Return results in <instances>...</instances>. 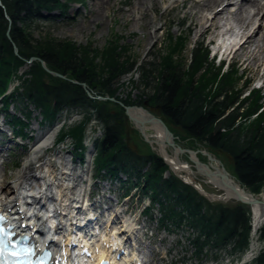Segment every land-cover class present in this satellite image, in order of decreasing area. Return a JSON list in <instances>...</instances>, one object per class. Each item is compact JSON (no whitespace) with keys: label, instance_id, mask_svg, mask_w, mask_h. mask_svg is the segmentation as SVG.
Listing matches in <instances>:
<instances>
[{"label":"trees","instance_id":"16d2710c","mask_svg":"<svg viewBox=\"0 0 264 264\" xmlns=\"http://www.w3.org/2000/svg\"><path fill=\"white\" fill-rule=\"evenodd\" d=\"M57 8L66 9V3L61 0H0V91L4 90L2 83L16 67L32 57L37 58L28 71L29 78L23 83V95L50 117L63 106L92 107L105 130L95 160L98 168L113 166L111 173L118 170L128 173L131 169L139 175L141 168L150 163V171L142 175L147 189L160 203L164 216L177 218L174 209L177 204L188 212L193 218L192 225L204 236L203 240L197 238L199 250L201 244L213 242L212 247L219 248L231 241L238 249H243L250 230L247 210L236 205L209 204L173 175L163 178L168 167L159 157L152 152H131L123 144V108L109 100H97L98 96L118 99L116 83L137 65L128 48L119 45L116 37L107 49L100 51L69 40H58L51 34L40 35L38 39L32 36L33 22L40 18L41 12ZM186 42L185 36H169L166 51L158 53V62L139 66V85L147 87L153 82L151 91L141 90L136 99L128 96L122 103L144 106L147 102L150 108L159 107L158 114L168 121L172 133H181L191 145L199 144L209 152L217 149L228 152L230 171L240 185L253 194L264 192V112L250 119L262 106L259 92L251 90L241 99L243 90L239 84L242 78L238 69L216 66L202 44L191 51L189 60L182 58ZM40 61L67 80L47 74ZM81 84L86 85L93 98H89ZM132 84L137 87L135 82ZM237 119L244 121L235 125ZM83 128L81 124L66 133L76 140L78 147H81ZM164 201L168 203L165 205ZM171 202L174 205H170ZM256 264H264V250Z\"/></svg>","mask_w":264,"mask_h":264},{"label":"rangeland","instance_id":"374dc122","mask_svg":"<svg viewBox=\"0 0 264 264\" xmlns=\"http://www.w3.org/2000/svg\"><path fill=\"white\" fill-rule=\"evenodd\" d=\"M94 0H84V6L81 7L79 5H71V8L68 13H66L65 16L60 18H55L54 14L52 13L47 15L43 13V16H50L53 18L51 21L46 22H39V27L32 31V36L35 39H38L40 35L44 34H51L53 38H56L58 40H69L77 45H88L90 48H95L101 51L102 46L105 45L106 40H108L110 37L114 36H120L122 37V41H120L121 44L127 45V48L129 49V54L131 55L132 60H134L137 64V67L139 69V66H142L144 64L148 63H154L158 62V53L162 49L163 52H165L164 48L166 45V38L167 35H173L176 36H185L187 38V42L184 48V51L181 55L182 58H185L186 60L189 58V52L191 50L192 45L196 44H203L205 46L206 44V38L207 35H204L200 38H195V26L193 24V17L190 16L187 12V8L182 9L181 3H177L176 9H168L163 12V15L161 16L162 6L158 0L153 1V7L152 12L156 16L155 22H150L148 20H145L141 23V25L136 27L134 25V21L129 15L124 13L122 11L126 9L123 5H132L134 0H119L118 2H112L113 0H110L111 3L108 5V8L98 16L97 19H95L93 16H95V12L93 11L94 7L92 6ZM188 5V4H187ZM100 12L101 9H98ZM121 11V12H120ZM123 12V13H122ZM150 15V14H149ZM148 15V16H149ZM147 16V18H148ZM232 25V29H235L236 21L234 19L231 20L230 24ZM163 27L162 31H158L154 34H152L154 27ZM152 35H154V38H152ZM261 54L258 56L259 63L261 64ZM211 58V53L209 54V59ZM232 65L236 66L239 69V75H241V82H246L244 84V87L248 86L244 90L245 94L246 91L252 89L254 85H258L257 83H254V85L251 84V81L256 79L259 73V69L255 70V67L245 68V65L243 64V61L239 60L238 58H233L231 60ZM186 63V62H185ZM216 65V62H215ZM148 67V66H147ZM26 71L28 69V66L23 67ZM137 84V87L132 84V81ZM141 80L140 77V71L137 70L135 72L134 77L130 80V76L123 77L120 82H124L120 93V96L124 98V93L130 92L132 93V97L136 98L139 93H141V90H145L146 92L151 91V86L154 84L151 82L147 87H144L142 85H139V82ZM127 83H126V82ZM158 80H155L157 82ZM119 82V84H120ZM239 84V88L242 90L243 85ZM249 83V84H248ZM118 84V83H116ZM243 93V94H244ZM260 96L264 99V90L260 91ZM25 103H28V101L24 100V103H20L18 105V109L22 108ZM144 107V106H143ZM30 108H32L30 106ZM147 112L152 113L156 117H160L159 114L156 113L154 109H149L147 107H144ZM38 112L36 111L34 115H31V120L33 121V116H36ZM161 118V117H160ZM38 120V117H37ZM164 120V119H163ZM1 121V120H0ZM166 122V120H164ZM167 123V122H166ZM31 124V121H30ZM90 128L87 125V129L85 130V134L81 140V143L87 144V141L90 139H95L97 136L100 137L102 126L99 122H96L95 120H91L90 122ZM134 128H136V125L132 124ZM148 126V125H146ZM169 126V125H168ZM36 127L35 123L31 124V128ZM11 128V125L8 127ZM7 129V128H6ZM170 130V127H169ZM150 131V130H149ZM172 133V131L170 130ZM152 135L153 133H149ZM182 134H174L172 133V140L176 144V147H180L181 149H184V152L179 153L180 160L184 162V164L187 165V162H189V157H193V155H190L187 151H198L196 153V157L198 155L203 156L206 159V164H212L213 162H216V166L219 168H222V166L225 167V170L230 171L231 168V162L228 158H226L224 155H220L214 153L210 154L208 151L205 150L204 147L200 146L199 144L191 145L190 141L188 139L182 138ZM18 140V139H17ZM67 141V140H66ZM130 143L133 144L135 150L137 149L140 153H148L153 152L151 150L150 144H148L139 133L131 132L130 134ZM67 144L69 146L68 142L62 143ZM29 146V144H27ZM205 151L206 153L210 154L215 161L210 162L207 157L202 154V151ZM157 151V150H155ZM168 151L170 155H173L171 151H173L172 148H168ZM158 152V151H157ZM28 150L21 148H16L10 158V161L12 159V163H19L20 166L22 165L21 160L27 159L28 156ZM56 154H60L59 150L55 151ZM53 159V157H48ZM198 158V157H197ZM202 160H204L201 157ZM8 161V160H7ZM220 161V163L218 162ZM210 162V163H209ZM203 163V162H202ZM220 165H219V164ZM148 169V168H147ZM146 168H143V171H147ZM14 167V164L7 163V167H4V176H5V182H9L13 180V177L15 174L19 171H17ZM186 170L189 172V175L192 177L191 171L194 170L193 167H186ZM171 172V171H170ZM172 173V172H171ZM174 173L179 177H185L186 173L181 172H175ZM166 176V175H165ZM122 178L121 181H126L125 185L130 186L132 189L133 184L135 183V178H127L123 174H120ZM15 178V177H14ZM194 181L196 184H199L200 187L203 189L204 192L207 193L208 200L214 203H224L225 201L220 200V198L213 199L211 197L216 195H222L221 192L218 189L213 188V186L209 183L204 182V177L194 176ZM191 179V178H190ZM98 185L101 188V191L105 192L107 194V191H112V197L118 199L120 196L118 190L116 189V185H118V182H114L112 186L110 185V182L108 180H104L101 182H98ZM12 186V183H11ZM136 196L131 201L130 199L126 200V204H123V207L126 208V206L129 207H135L137 203V198L139 197L140 200H144V203H148V197H143L140 189H135ZM232 205V204H229ZM142 206V205H141ZM139 207V209L141 208ZM182 209L179 208L177 211L180 212ZM149 216L153 219L149 225L152 228L156 227V221L158 220V212L157 208L151 207L149 211ZM144 224L147 226L148 222L145 221ZM170 225V224H167ZM261 233H264V223L259 228ZM147 232H149V229H147ZM259 232L257 234L256 239V245L258 251H255V255L258 254L261 249L264 247V239L261 240L258 238ZM192 238V232L191 230H186L181 227H174L169 226L167 230H162L158 233V235H154V242L156 243V246L159 248H163L166 251L170 250V253L166 256V259L163 260V264H243L246 262L244 260V257H237L236 259L233 256H224L220 257L218 260L217 258L213 259L211 256L204 257L200 256L196 258L194 256V248L190 244V239ZM153 241V240H152ZM156 247V248H157ZM162 252L163 254L166 252ZM253 254V256H255ZM223 256V254H221ZM175 259V261H173ZM179 260H182L183 262H179ZM240 260V261H239ZM239 261V262H238Z\"/></svg>","mask_w":264,"mask_h":264},{"label":"bare ground","instance_id":"6f19581e","mask_svg":"<svg viewBox=\"0 0 264 264\" xmlns=\"http://www.w3.org/2000/svg\"><path fill=\"white\" fill-rule=\"evenodd\" d=\"M118 1L119 0H113L112 2ZM153 1L154 0H134L133 4L126 11V14L133 19L134 25L136 27H139L145 20L155 22L156 16L152 12ZM158 2H160L162 8L164 9H176L178 6V2L181 3L182 9L187 8L188 14L193 17V24L196 28L195 38H200L204 35H207L210 36V40L213 41L214 37L218 35L220 38L226 36L227 33H229V37L230 32L233 33L232 35H237L236 39L233 40L234 44L232 46H226L227 40L223 39L224 37L221 40L218 39L216 41L217 49L219 51H230L237 46V48L233 51V58H238L239 60L243 61L245 68L249 69L250 67H255V70L259 69V77L257 78H259L260 81H264V65L260 64L258 59V56H260L261 54L264 55V5L260 3L261 0H191V2H189L188 0H158ZM110 3V0H94L92 6L94 7L93 11L96 14L93 17L97 19L98 16L108 8V5ZM98 9H101V11L99 12ZM230 9L232 10L230 11ZM163 12H161V16L163 15ZM232 19L236 21L235 29H232V25H229ZM221 21L223 24L220 23ZM223 25L228 26L224 30V32L221 30ZM162 29V26L157 28L154 27L152 34ZM152 38H154V35H152ZM137 113L143 114L141 111H137ZM137 113L135 112V114ZM158 132L161 134L160 131ZM161 136L164 137V135L162 134ZM156 138L162 156L166 158L167 162L172 163V167L176 172L186 173V176L183 178L189 180L191 176L186 170V166L179 161L180 157L175 155H168L167 147L163 145V143H161V141L158 139L160 138V136L156 135ZM50 141V136L48 133H46L41 137V139L38 140V142L34 143V145L30 148V154H28L29 157L24 160L22 168L18 171L17 174H15V178L12 182V188H14V192H16L15 195H20V197H27L30 201L33 202L32 204H34L35 206H39V204L43 203L46 205V207H50L49 211H51L52 208L54 214L51 213V215L47 218L49 223L53 220H60L61 222L60 215L63 209L59 203L57 204L56 202H50L51 199L47 200V198H45V196H43V194L41 193L42 191H35L36 188L33 187V183L36 179L43 181V184H41L40 186H43V188H48L46 189V192H50L49 194H51L52 188H58V192H60V189L62 187V189L71 192V194L78 193L79 197L81 196L80 194L82 192L80 188V181L82 177L76 174V168H72L70 166V161L63 156H59L57 154L54 155V159L49 165L50 168H47L46 173H41L45 169V167L41 169V165H38L36 166V168L31 170L30 167L32 165L36 163L38 164L42 161L41 149L47 148V145L50 143ZM212 166L217 170L218 167L215 164ZM2 173L3 172L0 170V191L4 195L1 196V201L3 202V204L8 205L9 203H14L15 195L11 189L8 190L7 184L3 182L2 179L4 176L2 175ZM35 173L37 174V177ZM40 174H43L41 175L42 178H40ZM207 174L208 178L205 179V182L211 184L213 188L218 189L222 194L219 196H213L211 198H220V200L226 202L233 201L234 196L223 184L221 176L216 174L215 172H212L211 170ZM32 177L34 182L29 183ZM56 181L58 182V184L56 183ZM63 184H65L66 186H64ZM235 184L238 187L237 191L241 193L240 186L237 185V183ZM200 191H202L204 194H207L201 188ZM65 197H67V195H65ZM64 202H67V200L62 201V204ZM76 204H78L80 207L82 206V203L80 201H77ZM12 208H14V206H12ZM250 210L253 225V235L254 230H256L262 223H264V209H260L258 206H252ZM48 214H50V212H48ZM77 222H79V224L81 225H85V223L80 219ZM124 222L127 229H130L132 227V224L130 222H127V220H125ZM36 224L44 226V222L42 219L37 220ZM116 230L117 227L111 224L110 227H108V230L104 232L102 240L104 243L110 244L113 249L119 251L120 247L122 246V239H120V236L123 232L119 234L118 232H116ZM50 231L52 232L51 228ZM84 231H87V228L84 227ZM253 243L254 241L252 240L250 251H252L254 248Z\"/></svg>","mask_w":264,"mask_h":264},{"label":"water","instance_id":"95a60500","mask_svg":"<svg viewBox=\"0 0 264 264\" xmlns=\"http://www.w3.org/2000/svg\"><path fill=\"white\" fill-rule=\"evenodd\" d=\"M43 67H44V63H42ZM44 69L51 75L59 77V78H64L62 75L52 72L50 70H48L46 67H44ZM112 100V99H111ZM157 109H159L157 107ZM137 111H141L143 114H138ZM135 112L137 114H135ZM124 123H125V134H126V139H125V143L127 145V147L131 150H134V147L132 146L131 143H129V134H130V124L129 121H131L134 125H136L138 132L142 135V137L147 141V137L146 134L144 133V129H146V124H148V128L151 129L152 131L158 132L160 131L162 135H164V137H162V143L165 144L166 146H169L171 148H173V152L175 154H179L180 152H184V150H182L180 147H176V144L173 142L172 140V134L171 132L167 129L165 123L155 117L153 114H150L149 112H147L144 109H140L137 108L135 106L132 107H125V112H124ZM168 138V139H166ZM150 144L152 143V141H147ZM190 155H193V157H189V160L195 165L196 170L201 173L204 174L205 176H208V172L211 170L212 168V172H215L216 174L221 176L222 182L223 184L229 189L230 193L234 196V198L238 201H241L243 203L249 204V205H257V206H261L262 208H264V200H259L256 199L254 197H252L250 194H247L246 192L241 191V193H239L237 191V187L234 185V183L232 182V180L228 177L227 172L222 168L221 170L218 171V169L216 170V168H214L212 165H205V164H201L198 159H196L194 157V155L196 154V152L193 151H187ZM218 154L221 155H225L228 158H231L230 154L218 149L217 150ZM202 154L206 155L208 160L211 161H215L210 155H208L207 153L202 152ZM243 193V195H242Z\"/></svg>","mask_w":264,"mask_h":264},{"label":"snow or ice","instance_id":"6c2138e0","mask_svg":"<svg viewBox=\"0 0 264 264\" xmlns=\"http://www.w3.org/2000/svg\"><path fill=\"white\" fill-rule=\"evenodd\" d=\"M5 219L4 216L0 215V221ZM18 227L23 229L25 225L18 224ZM29 235L24 234L23 232H15L11 230H5L4 227H0V258L5 255L19 258L23 257V260H18L17 264H32L29 254L32 253V248L27 247L29 242ZM49 255L45 253V257ZM43 259V258H41ZM3 264H7V261H4ZM39 264V261L37 262Z\"/></svg>","mask_w":264,"mask_h":264}]
</instances>
